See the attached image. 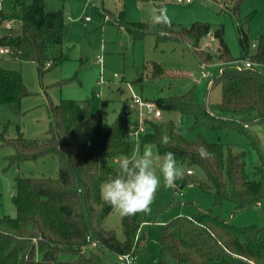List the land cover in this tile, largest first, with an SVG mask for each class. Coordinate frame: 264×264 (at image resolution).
<instances>
[{
	"label": "trees",
	"instance_id": "trees-1",
	"mask_svg": "<svg viewBox=\"0 0 264 264\" xmlns=\"http://www.w3.org/2000/svg\"><path fill=\"white\" fill-rule=\"evenodd\" d=\"M244 1L224 4L226 13H231L238 24L239 44L244 52L239 58L231 54L223 25L212 31L210 24L201 22L151 27V23L119 21L134 41L153 34L159 43L185 42L201 65L213 60L212 55L201 50V40L214 36L222 68L212 80L213 86L222 88L220 103L210 104L207 96L204 102H197L195 81L182 93L161 97L154 103L164 113L178 114L181 119L192 117V131H233L242 135L257 154L254 176L247 172L245 152L230 144L210 142L203 133L186 139L181 122V134H177V122L173 120L148 121L147 132L138 142H131L124 138L123 115L109 127L104 126L108 102L98 93L82 101L63 99L58 105L51 103L47 138L26 139L19 133L10 139L6 137L7 125L0 131V143L14 149L8 157L10 165L50 155L59 159L57 178H14L15 215L0 214V264H101L106 251L130 256L135 262L146 246V214L123 216L125 239L118 240L114 231L104 227L113 209L101 199L100 186L109 175L116 174L120 157L132 155L137 146L155 145L161 157L166 152L174 153L178 165L185 169V177L177 185L200 186L214 196L216 205L234 204L233 214L264 205V31L252 52L245 26L255 14L241 16ZM10 20L19 22L17 31L5 30L0 47L11 51L13 60L35 63L43 77L69 59L63 45L66 23L62 11L48 12L44 0L30 4L12 0L9 13L0 11V24ZM247 62L252 65L247 67ZM159 71H163L162 66L153 64L150 80L163 79ZM28 96L21 71L0 66V104L19 113L22 99ZM165 133L170 137L167 145L161 143ZM202 146L213 154L210 158L200 156ZM159 244L157 264H264V227L233 225L211 209H199L191 217L178 216L165 223Z\"/></svg>",
	"mask_w": 264,
	"mask_h": 264
},
{
	"label": "rangeland",
	"instance_id": "rangeland-1",
	"mask_svg": "<svg viewBox=\"0 0 264 264\" xmlns=\"http://www.w3.org/2000/svg\"><path fill=\"white\" fill-rule=\"evenodd\" d=\"M28 4L33 0H26ZM48 12L62 11L65 17L63 45L69 59L62 65L39 76L37 65L32 62L20 64L18 61L1 58L0 66L8 70L21 71L25 87L30 96L21 101L20 112L14 113L9 105L0 104V131L7 125L6 137L14 139L21 133L26 139L43 140L48 137L51 117L49 105H58L61 100L82 101L98 93L102 100L108 102L103 116L107 128L120 115H123V134L129 125H137L139 117L130 110L129 104L134 95L145 101L155 102L161 97H169L183 92L196 82L195 100L204 102L209 95L210 104L220 103L222 88L220 85L208 88V79H203V68L192 49L185 42H157L153 34L144 39L134 41L132 35L121 28L120 19L126 23H151L154 8H166L171 22L189 26L196 22L208 23L214 31L223 25L225 41L235 58L244 55L240 48L238 24L231 13H226L225 5L230 0H192L180 3L177 0H44ZM225 4V5H224ZM12 0H4L2 13H9ZM241 16L255 14L253 20L245 26L250 44L258 41L264 31V1L245 0L241 7ZM86 18H90L86 20ZM5 22V21H4ZM0 24V37L6 32L3 23ZM15 25H19L15 21ZM15 31H17L15 29ZM251 46V45H250ZM218 41L209 35L201 40V50L212 55L209 65L210 72L216 77L222 68L217 60L219 55ZM251 51L255 48L250 47ZM97 57L103 58L104 77L107 80L102 86L100 65ZM159 64L163 71L159 73L163 79L150 80L152 65ZM120 78L115 79L114 75ZM168 120L181 122L186 139H195L198 133H203L210 142H221L232 145L235 150L246 153L247 172L251 177L258 163L257 154L240 134L233 131L222 133L206 132L190 129L192 117L183 119L178 114L164 113L156 121L165 123ZM154 122V121H153ZM148 126V125H147ZM148 130V127H147ZM264 140V135H262ZM126 140V139H125ZM128 141V140H127ZM155 156H159L156 146L152 144ZM145 145V146H147ZM144 146V147H145ZM137 146L134 152L143 151ZM14 154L13 147L0 143V214L15 215L12 204V183L16 177H47L57 178L59 159L56 155L46 156L35 161H25L10 165L8 157ZM159 162L154 164V170L161 176V185L151 204V212L146 214L147 223L143 226L147 231V241L144 252L132 264H157L160 244L159 235L162 226L178 216L191 217L199 209H211L216 215L230 220L236 226L258 225L264 227V205L252 207L246 211L233 214L234 204L216 205L214 196L198 185H188L165 188ZM194 173H196L194 171ZM203 182V176H200ZM187 204V205H186ZM123 216L113 210L104 221L107 230L114 231L116 238L124 241L122 226ZM101 264H127L124 257L106 251Z\"/></svg>",
	"mask_w": 264,
	"mask_h": 264
},
{
	"label": "clouds",
	"instance_id": "clouds-1",
	"mask_svg": "<svg viewBox=\"0 0 264 264\" xmlns=\"http://www.w3.org/2000/svg\"><path fill=\"white\" fill-rule=\"evenodd\" d=\"M171 21L166 8H154L151 18V27L157 25H170ZM181 125L176 123L174 131L180 133ZM170 142L168 134H163L161 143ZM202 158H210L213 154L203 146L199 150ZM155 156L151 145L144 147L143 151L134 152L130 156L120 157L118 169L114 176L109 175L100 186L101 199L121 216L130 217L137 213L148 214L155 194L161 185V176L154 170V164L160 161ZM163 185L165 188L177 187V182L185 177V169L179 166L175 154L164 153L160 164Z\"/></svg>",
	"mask_w": 264,
	"mask_h": 264
},
{
	"label": "built area",
	"instance_id": "built-area-1",
	"mask_svg": "<svg viewBox=\"0 0 264 264\" xmlns=\"http://www.w3.org/2000/svg\"><path fill=\"white\" fill-rule=\"evenodd\" d=\"M180 3H192V0H177ZM4 0H0V8L3 7ZM90 18H86V20H89ZM14 20L5 21L3 23V28L5 30H12L17 29V25L14 24ZM253 48L256 49L257 43H254L252 45ZM1 58H11V51L8 48L0 47V59ZM97 63L100 65V79L98 81V85L104 84L107 80L104 77V66H103V58L97 57ZM210 64H203L201 65L203 68V79H208V88L211 89L213 86V76L210 72H207V69ZM247 67H250L252 64L250 62H247L245 64ZM115 79L120 78L119 75H114ZM207 100L209 101V95H207ZM130 110L133 111L134 114H137L139 117V123L137 125H129L127 128L124 138L131 142H138L140 137L144 135L147 132V122L148 121H158L163 117L164 112L160 107H158L154 102L151 101H145L139 96L134 95L132 97V100L129 104ZM189 174H192L191 171H188ZM96 244L94 243L91 247L94 248ZM127 261V264L133 263V258L130 256L124 257Z\"/></svg>",
	"mask_w": 264,
	"mask_h": 264
},
{
	"label": "crops",
	"instance_id": "crops-1",
	"mask_svg": "<svg viewBox=\"0 0 264 264\" xmlns=\"http://www.w3.org/2000/svg\"><path fill=\"white\" fill-rule=\"evenodd\" d=\"M193 2V1H192ZM254 43H257V40H255L253 43H251L250 45L252 46ZM254 52V51H253ZM211 65V64H210ZM208 68H210V67H208ZM213 76V75H212ZM204 80H206V79H204ZM208 83V82H207ZM99 86H102V85H99ZM208 86V85H207ZM263 206V205H262Z\"/></svg>",
	"mask_w": 264,
	"mask_h": 264
}]
</instances>
